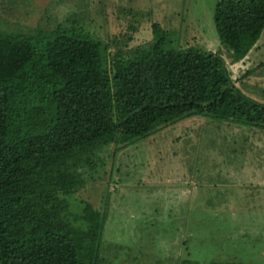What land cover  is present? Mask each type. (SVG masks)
<instances>
[{"label": "trees", "instance_id": "trees-1", "mask_svg": "<svg viewBox=\"0 0 264 264\" xmlns=\"http://www.w3.org/2000/svg\"><path fill=\"white\" fill-rule=\"evenodd\" d=\"M213 20L244 58L264 32V0H219ZM81 24L32 31L0 17V264L103 263L106 214L72 198L100 179L112 147L192 116L264 133V105L237 90L217 55L176 47L177 32L158 24L147 43L113 49ZM199 238L173 264H263L233 252L193 259L215 246Z\"/></svg>", "mask_w": 264, "mask_h": 264}, {"label": "rangeland", "instance_id": "rangeland-1", "mask_svg": "<svg viewBox=\"0 0 264 264\" xmlns=\"http://www.w3.org/2000/svg\"><path fill=\"white\" fill-rule=\"evenodd\" d=\"M217 1L4 0L0 17L32 31L79 21L113 49L147 43L158 24L177 32L170 36L176 47L222 58L237 90L264 105V32L247 56L235 60L216 32ZM110 154L100 179L72 198L75 203L87 200L106 214L102 264H155L151 258L173 264L187 256L188 234H194L192 247L196 236L215 245L193 259L227 258L233 252L264 264L263 132L192 116L125 149L112 147ZM209 200L215 209L205 215Z\"/></svg>", "mask_w": 264, "mask_h": 264}]
</instances>
